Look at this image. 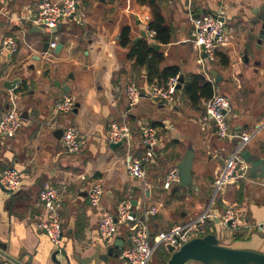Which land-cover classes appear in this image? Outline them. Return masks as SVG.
<instances>
[{
	"label": "crops",
	"instance_id": "crops-1",
	"mask_svg": "<svg viewBox=\"0 0 264 264\" xmlns=\"http://www.w3.org/2000/svg\"><path fill=\"white\" fill-rule=\"evenodd\" d=\"M41 1L0 4V117L12 106V96L21 116L26 112L23 126L14 136L0 131V160L6 168L22 173L19 187L0 195V264H56V260L62 264H127L112 251L121 240L122 250L130 245V224H119L111 239L101 237V210L89 199L95 182L104 188L101 209L116 213L119 204L128 199L139 222L153 235L174 224L195 221L206 211L222 215L233 205L241 216L238 227L223 225L216 230L222 224L209 217L200 236L213 233L223 245L264 253V231L257 228L264 222V178H249L246 162L248 168L238 169L240 176L214 199V180L237 141L219 138L213 124L204 120L208 98L200 96L194 102L184 89L190 75L198 74L212 84L213 94L224 92L231 101L230 125L237 132L252 134L246 147L264 156L258 150L264 148V38H260L261 22L256 23L254 13L264 0H156L155 8L171 29L168 42L148 31L147 38L135 41L146 30V22L150 25L155 19L149 1L77 0L78 16L62 22L59 31L46 29V33L33 31L29 19ZM221 11L228 38L211 61L200 57L194 45L191 15ZM125 26L131 28L128 46L121 43ZM6 36L17 40L16 52L1 48ZM142 40L159 45V49L149 47L163 54L161 70L179 68L183 82L174 101H155L148 96L153 83L147 79V68L136 67L129 58L131 46ZM45 41L50 42V49H54L52 42H61L63 48L60 53L46 52ZM224 56L228 64H224ZM212 70L222 76L220 81ZM17 78L16 87L9 89L5 83ZM131 83L144 95L134 106L126 96ZM64 86L70 91H64ZM64 93L76 97L75 107L67 114L54 109ZM112 122H127L133 130L117 146L107 139ZM68 124L84 135L78 152L68 151L58 132ZM149 125L157 128L159 141L153 160L146 163L143 181L128 174L126 161L144 156L147 147L141 133ZM189 146L194 148V184L178 182L165 188L168 171L179 168ZM46 185L60 193L64 230L60 249L39 227L48 216L40 198ZM152 207L158 208L156 214L149 212ZM163 248L170 251L169 246Z\"/></svg>",
	"mask_w": 264,
	"mask_h": 264
},
{
	"label": "built area",
	"instance_id": "built-area-1",
	"mask_svg": "<svg viewBox=\"0 0 264 264\" xmlns=\"http://www.w3.org/2000/svg\"><path fill=\"white\" fill-rule=\"evenodd\" d=\"M7 0H0V4H5ZM79 14L77 0H42L38 5L37 11L29 16L34 25L43 26L46 29L57 27L65 20L76 18ZM193 42L199 51L200 57L215 60L219 47L227 43L225 21L222 19L224 12L217 14H202L193 16ZM149 19V17H146ZM145 29L151 35L155 34L146 22ZM56 42L51 43L55 48ZM2 49L11 52L18 50V42L13 36H6L1 43ZM181 76L176 74L169 77L165 82H154L148 91V96L155 101L172 102L175 100ZM126 96L130 106H134L144 96L141 90L133 83L128 84ZM12 106L0 117V131L7 136H14L23 126L24 121L16 104V97H11ZM76 105V97L71 93H64L54 105L58 113L67 114ZM231 111L230 99L219 92H215L205 102L204 120L216 125V133L219 138L237 141L233 151L228 156L223 168L216 175L214 180V199L221 190L230 182H234L238 176V169L248 168L246 160L242 156V151L246 144L252 139V134L235 131L229 122ZM132 126L127 122H112L107 132V139L110 143H123L132 136ZM84 135L78 127L68 124L63 126L62 141L65 148L70 152H78L82 146ZM143 143L147 150L143 157H130L126 161L128 174L136 179L145 181L147 177L146 163L151 162L154 157V148L158 144V130L154 126H145L141 133ZM21 171L14 167H8L0 172V184L8 189L15 190L21 183ZM180 182V170L172 167L165 178L164 187L169 188L174 183ZM145 185H148L145 182ZM104 194L103 185L100 182L92 184L89 191L90 203L93 207L101 210L98 230L101 237L105 240L111 239L118 231V225L129 223L130 245L121 252V257L127 264H151L153 258L163 244L178 249L191 238L200 236L203 231L205 221L209 217L217 219L226 227H238L241 223V216L235 206H228L222 215H213L206 211L198 219L191 222L174 224L170 229L153 235L146 225L139 222V217L133 210L130 200L122 201L116 213L101 209L102 196ZM40 198L46 208L47 218L39 223L52 243L58 249L61 248L64 239V230L59 211L58 202L60 200L59 190L55 187L46 185L40 191ZM149 212L156 214L157 207H152ZM257 228L264 231V222L258 223Z\"/></svg>",
	"mask_w": 264,
	"mask_h": 264
},
{
	"label": "water",
	"instance_id": "water-1",
	"mask_svg": "<svg viewBox=\"0 0 264 264\" xmlns=\"http://www.w3.org/2000/svg\"><path fill=\"white\" fill-rule=\"evenodd\" d=\"M254 13L256 15V23L261 22L260 38H264V3L259 7L255 8ZM200 15V14H199ZM197 15V16H199ZM225 21V19L222 17ZM62 28L59 24L55 28H51L50 31L57 32ZM33 31L46 33V28L39 25L32 26ZM148 34L146 30L141 31V35L135 39V41L141 38H147ZM150 47L159 49V45L155 42L149 43ZM44 51L49 53H60L63 48L61 42L57 43L54 49H50V42L45 41L43 43ZM245 61H248V56L245 55ZM211 74L215 77L216 81H220L222 76L217 73L216 70H212ZM19 78L12 81L6 82V86L9 89H14L19 82ZM183 78L181 77L179 88L182 86ZM63 90L66 92L70 91V87L64 86ZM22 116H26V112ZM214 130L216 131V125L214 124ZM59 134H63V128L58 130ZM6 135V134H5ZM121 143H113V146L120 145ZM259 151L264 148L258 149ZM242 156L249 163V178L261 177L264 178V156L259 153L250 151L247 147L242 151ZM193 160H194V148L189 146L184 159L179 165L180 170V184L182 186H191L194 184L193 181ZM6 168L5 162L0 160V172ZM1 193H11V190L4 188L0 184V195ZM123 241L116 243L112 253L116 256L120 255L122 250ZM171 255L167 260L166 264H188L190 262H197L200 264H264V253L248 249L233 248L223 245L219 242L217 236L213 233H209L204 236H196L191 238L189 241L185 242L178 249L169 246ZM56 251L54 259L56 260ZM56 264H62L60 261L56 260Z\"/></svg>",
	"mask_w": 264,
	"mask_h": 264
},
{
	"label": "trees",
	"instance_id": "trees-1",
	"mask_svg": "<svg viewBox=\"0 0 264 264\" xmlns=\"http://www.w3.org/2000/svg\"><path fill=\"white\" fill-rule=\"evenodd\" d=\"M149 1L153 6V12L155 14L154 21L150 24V27L156 32V38L163 42H168L171 36V29L165 25L164 18L161 16L160 11L155 8L156 0H140V2ZM130 27L125 26L122 28L121 43L123 46H128L130 44ZM219 55V53H218ZM129 58L135 61V66H145L147 68V79L150 83L165 82L169 77L174 76L179 73L178 67H167L165 69H160V62L163 60L162 53H156L151 50L149 44L146 40H142L131 46L129 51ZM224 64H228V58L224 56ZM203 85H200V83ZM185 92L189 99L197 102L200 96H206L210 98L213 95V87L210 82H208L203 75L192 74L189 79H187L185 84ZM161 249V246L157 252ZM156 252V253H157ZM170 251H164L165 259L163 264H166L169 259Z\"/></svg>",
	"mask_w": 264,
	"mask_h": 264
},
{
	"label": "rangeland",
	"instance_id": "rangeland-1",
	"mask_svg": "<svg viewBox=\"0 0 264 264\" xmlns=\"http://www.w3.org/2000/svg\"><path fill=\"white\" fill-rule=\"evenodd\" d=\"M222 92V91H221ZM223 94H224V92H223ZM225 95V94H224ZM227 96V95H226ZM228 97V96H227ZM229 98V97H228ZM204 123H205V121H204ZM207 123V122H206ZM264 180V179H263ZM257 224V223H256ZM222 226L223 225H220V224H217L216 226H215V229L216 230H221L222 229ZM253 230V229H252ZM254 230H256V225H255V228H254ZM164 246H169L168 244H163L162 246H161V249L155 254V256H154V258H153V261L151 262V264H163V262H164V256H163V252H164ZM170 257V256H169ZM192 264V263H191Z\"/></svg>",
	"mask_w": 264,
	"mask_h": 264
}]
</instances>
